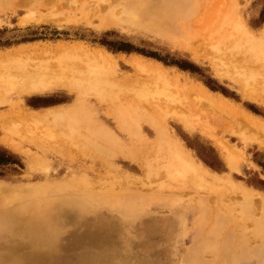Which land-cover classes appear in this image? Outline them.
Masks as SVG:
<instances>
[{"label": "rangeland", "instance_id": "obj_1", "mask_svg": "<svg viewBox=\"0 0 264 264\" xmlns=\"http://www.w3.org/2000/svg\"><path fill=\"white\" fill-rule=\"evenodd\" d=\"M140 1L0 0V150L18 163L0 165V264H264L252 234L264 223V0H190L176 22L154 14L128 22L130 3ZM103 38L163 62L108 51ZM65 56L80 70L98 66L103 77L79 81L82 92H5L18 67L53 68ZM180 60L201 74L170 65ZM56 106L75 107L72 123L16 114ZM152 122L217 178L255 194L245 222L246 203L225 193L224 180L210 189L169 178L162 156L145 172L144 158L164 140ZM30 155L41 161L35 170ZM225 205L231 220H222Z\"/></svg>", "mask_w": 264, "mask_h": 264}, {"label": "bare ground", "instance_id": "obj_2", "mask_svg": "<svg viewBox=\"0 0 264 264\" xmlns=\"http://www.w3.org/2000/svg\"><path fill=\"white\" fill-rule=\"evenodd\" d=\"M187 1H190V0H142V1H140V3H136V4L130 3V7H128V9H130V11L125 12V15L127 16L128 22H133L134 20H136L140 17L149 16L151 14L158 15L157 17L168 16L173 20V22H176L180 18V15L182 16V11L183 10L186 11L187 7L189 8V6H187L188 5ZM113 21H115V19ZM113 21L110 20L108 22H109V24H115V23H113ZM239 30H242L240 28V26H239ZM239 40L241 42L249 44L250 46H253V44H254V43H252V38L249 37L248 32L246 30L244 31V29L242 30V38H240ZM253 48H254V46L251 47L252 51H253ZM257 50H259V49H257ZM66 57L67 56H65V59L64 58H58L55 66L53 68L46 66V65H41V66L37 65L36 68H33V70L27 71L26 69L24 70L22 67H18L19 72L10 73L8 76H6V78L4 80V84H6V86H7L5 92L15 91V93L21 94V95H33V94L43 95V94L48 93V92L52 93L53 91H56L58 89H65V90L66 89H68V90L72 89V91L76 90L77 92H80V91L82 92L83 89H81L82 87L79 86V83H78L79 81H90L91 82V80H93V81L97 82L100 78L103 77L102 76L103 70H101V68H99L98 66L94 65V66L90 67L88 65L86 67V70L84 69L85 71L80 70V69H78V67L76 68L73 66L74 63H73V65L72 64L68 65L67 62L69 63L70 61H72V59L66 58ZM69 57H71V56H69ZM73 57H75V56H73ZM6 65H8V64H6ZM74 111H75V107L56 106L54 108L47 109L44 112L37 114L36 116L32 115L31 113L26 112L24 109L19 110L18 113H16V114H17V117L24 118V119H30V121L33 120V122H35L34 120L40 121V120L50 119L52 122H55V123L62 121V120H66L69 123H72V115H73ZM17 117H16V120H17ZM9 119L10 118L1 119V122L3 123V124H1V126L2 125L8 126L7 122L9 121ZM30 121H27V122H30ZM151 124L154 126L153 128L156 131L157 135L160 137V139H164V140L159 141V143H157L155 145V148L150 150L151 154H152L151 155L152 159H150L148 161L149 158L148 159H146V157L144 158L143 162L145 163V161H147V163L145 165V170H146L145 172H147L149 174L154 173L156 170V169H153V166H155V164H153L154 160H157L159 157L162 156L161 158H163L166 162H168L167 165H165L163 167H164L165 171L167 172L166 173L167 177H169V178L171 175H175V176L176 175L177 176L182 175L184 177L187 176V178L190 180V182L192 181L197 188L198 187H206V188H210V189H212V188L214 189V187H216V189H218L219 187H217V183H219L220 180L221 181L224 180V183L229 185V188L227 189L228 191L226 190L227 192H225V191L224 192L232 194L234 196H239L240 198H242L245 201V203H246L245 208L243 210L239 211L240 216H241L240 218L245 222L246 219L244 220V217L242 215H244L245 213H247V211H249V201L252 202L255 194H253V192L250 189H247L243 186H239V185L235 184L234 182L231 181V179H227V178L219 179V178H217L218 176H216L214 173L207 170L201 163H197L195 158L192 156L191 152L188 151L187 149H185V147L181 144L180 141L170 140L165 133L166 131H165L164 127H160L155 122H152ZM74 127L73 126L69 127L68 131H70V133H73L74 131H76V130H74ZM75 129H77V127H75ZM6 130H7V132H9L13 135L16 134L15 124H14V126H12V124H11L9 126V128H7ZM105 132H109L110 134H112L106 127H105ZM10 148H12L13 150H17V148L13 144H10ZM221 148L224 151V154H225V157L228 161V164L232 167L235 166L236 165L235 164L236 159H235L234 155L232 153H230V151H228L227 148H225V147H221ZM37 158H36V156H32V155L29 156L28 161H29L30 170H35V168L39 167V164L41 161H39ZM166 159H168V161ZM41 164H43V163H41ZM155 168H156V166H155ZM157 168H158V166H157ZM163 186L161 188H163ZM158 188H160V186ZM106 197H108V196H106ZM223 199H224V196H223ZM262 202H263V200H262ZM218 206L220 207V203ZM229 207L230 206L225 205V209H221L222 213L220 212V215L222 217V220H226V219L231 220L230 214L232 213V210L227 209ZM121 209H122V207H121ZM204 209H206V208H204ZM222 222L223 221L220 222L219 228L223 231ZM253 227L255 229H254V231H252V234L254 233V235H256L255 237H257L259 239L257 241H253V243L259 242L258 244H260V247L258 249V253L262 254L264 252V223L257 221L255 223V226L253 225ZM215 228H216V225H215ZM214 236L216 237V235H214ZM248 236H249V234H248ZM238 237H239V240H242L241 235H239ZM245 245H247L246 242H245ZM236 252H237V250H236ZM254 252L249 250L248 253L252 254ZM234 254H236V253H234ZM237 258H239V257H237V255L233 256L234 260H236ZM197 263H198V261H197Z\"/></svg>", "mask_w": 264, "mask_h": 264}, {"label": "trees", "instance_id": "obj_3", "mask_svg": "<svg viewBox=\"0 0 264 264\" xmlns=\"http://www.w3.org/2000/svg\"><path fill=\"white\" fill-rule=\"evenodd\" d=\"M25 41H30V40H25ZM22 42H24V41H22ZM99 43H100V45L106 47V49L108 51H111L114 53H117V52H122V53L136 52V53L141 54L145 57H149V58L155 59L157 61L163 62V60L160 59L159 57H157L155 54L144 53L140 50L135 49L132 45H129L128 43L110 42V41H106L104 38L101 39V41ZM164 64L168 65L165 62H164ZM170 65L171 66L173 65L182 71H188L190 73L201 74L200 69L196 65H194L193 63H190L188 61H185V60L175 61V62L171 63ZM210 82L211 81H207L205 84L211 91L215 92V91L219 90L223 95H227V93L224 89H222V88L217 89V88L211 86ZM41 101H44V100H41ZM45 102L48 103L49 101L42 102L46 106L58 104L56 102L46 104ZM28 105H30L34 108L40 107V106H38L36 104H32L30 102H28ZM16 163L17 162L13 159L12 155L7 153L6 151L0 150V165L4 166V165H9V164H16ZM204 163L211 167V165L209 163H207L206 161ZM260 166L264 169V165H260Z\"/></svg>", "mask_w": 264, "mask_h": 264}]
</instances>
